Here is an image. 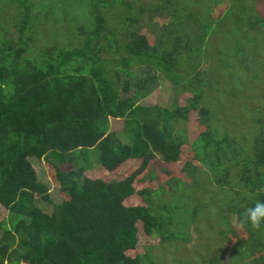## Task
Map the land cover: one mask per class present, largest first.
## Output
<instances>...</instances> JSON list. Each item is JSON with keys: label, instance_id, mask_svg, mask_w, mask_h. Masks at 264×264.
<instances>
[{"label": "trees", "instance_id": "16d2710c", "mask_svg": "<svg viewBox=\"0 0 264 264\" xmlns=\"http://www.w3.org/2000/svg\"><path fill=\"white\" fill-rule=\"evenodd\" d=\"M31 1L0 0V24L2 14L6 16L10 9L9 24L17 34L13 37L0 25V205L8 212L0 222V264H141L140 257L126 255L138 243L139 222L148 236L187 242L175 230L173 212L181 206L167 196L181 186L177 180V187L173 180L168 182L170 174L157 189L143 187L137 192L145 206L123 202L136 193L133 184L141 174L149 171L152 175L157 157L166 163L179 161L185 138L182 133L177 135L176 124L186 122L190 111L209 114L202 101L212 82L199 71L203 55L211 48L208 28L197 26L200 34L184 24L193 13L184 17L173 13L174 19L161 26L150 46L133 26L147 11L163 7L162 15L167 14L164 2L155 9L137 7L135 13L121 14L116 22L115 9H131L129 2L87 0L82 4L87 5L85 12L90 13L93 25L80 30L78 45L60 48L35 40L34 26L45 17L39 18ZM77 1L66 0L60 9L73 11ZM255 24L264 27V17L246 21L247 27ZM202 44L203 53L199 50ZM235 49L240 51L236 45ZM226 57L220 58L222 65ZM138 65L144 66L136 70L140 78L135 72ZM156 68L174 88L191 92L184 106L138 104L153 90L155 77L150 72ZM119 88L125 94L134 88L132 96L121 98ZM110 119L123 121L124 139L109 131ZM207 121L209 117L202 123ZM252 136L253 145L246 146L228 133L217 138L206 128L192 148L203 170L193 162L182 168L194 173L192 184L195 173H208L217 186L233 189L230 170L241 167L239 182L250 194L251 207L264 200V122ZM90 151L108 171L127 161H136L138 166L109 186L85 176ZM31 158L42 159L54 170L59 189L68 193L67 200L52 202L47 187L37 179ZM68 164V171L61 169ZM36 195L52 204L51 213L34 206ZM196 212L193 209V215ZM258 232L264 237L262 229L251 230L249 238ZM254 245L264 249V241Z\"/></svg>", "mask_w": 264, "mask_h": 264}, {"label": "rangeland", "instance_id": "374dc122", "mask_svg": "<svg viewBox=\"0 0 264 264\" xmlns=\"http://www.w3.org/2000/svg\"><path fill=\"white\" fill-rule=\"evenodd\" d=\"M65 1H31L39 18L45 17L43 23L34 26L35 40L38 43L45 42L46 45L69 48L78 45L81 29L93 25L94 21L90 13L85 12L87 5L82 4L87 3V0H79L73 11L66 9L63 12L60 6ZM126 1L132 8L115 9L118 10L116 22H120L121 14L135 13L137 7L155 9L165 3L167 14L162 15L163 7L159 11H147L140 17V23L132 27L134 32L145 37L150 46L154 45L155 37L161 32V26L168 25L174 19L171 14L176 13L184 17L188 13H193L184 24L191 26L200 34L202 31L197 29V26L200 28L204 25L208 28L207 35L211 37V48L203 55L199 71L202 72V77L209 76L207 78L212 82L211 88H205L202 101L203 106L210 109L209 114L202 116L198 111H190L186 122L176 124L177 135L180 136L182 133L181 136L185 138V143L180 146L179 161L166 163L157 157L151 166L152 175L149 171L141 174L133 184L136 193L123 202L125 206H145V202L137 192L143 187L157 189L166 183L170 174L171 178L168 182L173 180L172 184L177 187L175 184L177 180L178 185L181 186L179 191L173 190L172 194L167 196L168 200L177 202V205L181 206L173 212L177 224L175 230L183 233L188 241H161L158 236H148L139 222L136 224L138 243L135 249L127 251L126 255L131 258L140 257L141 264H151V262L154 264H246L245 259L248 260L247 264H253L252 261L264 264V249L254 245L264 241V237L260 234L262 232L256 233L251 239L249 238L251 228L233 227V221L238 220L241 213L249 208L251 199L248 190H244L239 182L241 167H233L230 170L229 178L234 185L233 189L217 186L208 173H195L196 183L192 184L191 174L194 173L189 174L191 169L184 171L182 168L186 162L191 164L193 162V165L203 170L198 165V160H194L192 148L198 135L206 131V128L217 138L228 133L232 139L246 146H252L253 140L255 141L252 134L259 129L261 122H264V27L258 24L253 28L247 27L246 21L264 17V0ZM44 7L47 12L44 11ZM11 15L10 9L6 12V16L2 14L3 21L0 25L6 28L8 34L16 37L17 34L11 30L12 25L9 24L12 20ZM51 19L54 20L49 23ZM15 22L13 20V24ZM235 45L240 51L235 49ZM204 47L205 44L199 47L201 53ZM236 53L241 54L235 55ZM224 56H228L223 62L228 70L223 67L220 59ZM139 68L144 66L138 65L135 68L137 77L140 78V74L136 71ZM227 71L229 74L226 75ZM150 74L155 77L152 83L153 90L146 98L138 100L139 105L161 108L173 107L175 104L185 105L186 100L191 96L189 90L174 88L160 69L156 68ZM133 90L134 88H131L125 94L119 88V95L121 98L132 96ZM208 117L209 121L203 124L202 120ZM123 130L122 120L110 119V132L117 133L124 139L121 136ZM88 155L89 167L84 172L85 176L103 180L109 186H112L115 180H122L138 166L136 161H127L108 171L97 163L94 152L90 151ZM30 164L36 172L38 181L47 187L53 203L59 204L68 199V193L59 189L54 170L46 162L31 158ZM70 168L69 164L61 165L64 171ZM34 206L47 214L51 213L53 208L51 203L44 201L38 195L34 196ZM193 209L197 210L194 215ZM7 215V210L0 205V222ZM1 235L0 231V237Z\"/></svg>", "mask_w": 264, "mask_h": 264}, {"label": "clouds", "instance_id": "9594fccd", "mask_svg": "<svg viewBox=\"0 0 264 264\" xmlns=\"http://www.w3.org/2000/svg\"><path fill=\"white\" fill-rule=\"evenodd\" d=\"M238 229L251 228L254 231L264 229V200H258L253 206L241 213L238 220L233 221Z\"/></svg>", "mask_w": 264, "mask_h": 264}]
</instances>
